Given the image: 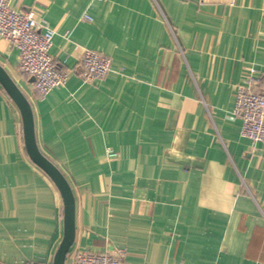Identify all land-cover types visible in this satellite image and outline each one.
<instances>
[{"label": "crops", "instance_id": "1", "mask_svg": "<svg viewBox=\"0 0 264 264\" xmlns=\"http://www.w3.org/2000/svg\"><path fill=\"white\" fill-rule=\"evenodd\" d=\"M11 5L55 30L50 54L69 73L38 99L0 38V64L31 105L38 148L73 192L65 264L107 245L136 264H264V145L240 135L233 113L237 88L264 73V0ZM84 49L110 59L103 79L81 78ZM249 87L264 90V80ZM62 235L58 189L28 157L20 113L0 85V264H52Z\"/></svg>", "mask_w": 264, "mask_h": 264}, {"label": "built area", "instance_id": "2", "mask_svg": "<svg viewBox=\"0 0 264 264\" xmlns=\"http://www.w3.org/2000/svg\"><path fill=\"white\" fill-rule=\"evenodd\" d=\"M82 20L90 21L88 14ZM55 30L44 19L35 17L28 9H16L11 0H0V38L16 51L20 73L31 78L38 99H44L53 89L68 79V71L57 68L50 54ZM79 74L84 81H98L110 71V59L102 53L84 49L79 58ZM252 71V70H250ZM246 85L235 93L233 113L240 120V135L253 143L264 145V90L254 91L249 85L264 80V73L255 77L251 73ZM109 155H115L109 151ZM71 264H136L125 259L123 248L107 245L103 250H77L72 253Z\"/></svg>", "mask_w": 264, "mask_h": 264}, {"label": "water", "instance_id": "3", "mask_svg": "<svg viewBox=\"0 0 264 264\" xmlns=\"http://www.w3.org/2000/svg\"><path fill=\"white\" fill-rule=\"evenodd\" d=\"M0 85L20 113L24 146L28 157L47 174L60 194L62 200L63 235L54 252L52 264H65L66 256L75 237V202L71 186L62 171L38 148L31 105L1 64Z\"/></svg>", "mask_w": 264, "mask_h": 264}, {"label": "trees", "instance_id": "4", "mask_svg": "<svg viewBox=\"0 0 264 264\" xmlns=\"http://www.w3.org/2000/svg\"><path fill=\"white\" fill-rule=\"evenodd\" d=\"M58 68V67H57Z\"/></svg>", "mask_w": 264, "mask_h": 264}]
</instances>
